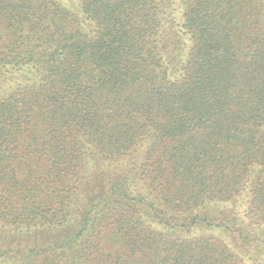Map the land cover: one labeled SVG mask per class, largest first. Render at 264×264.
I'll return each mask as SVG.
<instances>
[{
  "label": "trees",
  "instance_id": "obj_1",
  "mask_svg": "<svg viewBox=\"0 0 264 264\" xmlns=\"http://www.w3.org/2000/svg\"><path fill=\"white\" fill-rule=\"evenodd\" d=\"M0 264H264V0H0Z\"/></svg>",
  "mask_w": 264,
  "mask_h": 264
}]
</instances>
